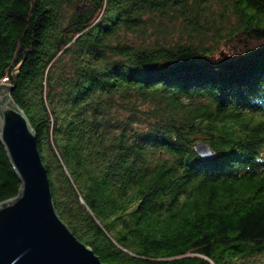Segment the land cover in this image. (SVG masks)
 Returning <instances> with one entry per match:
<instances>
[{
	"label": "trees",
	"instance_id": "16d2710c",
	"mask_svg": "<svg viewBox=\"0 0 264 264\" xmlns=\"http://www.w3.org/2000/svg\"><path fill=\"white\" fill-rule=\"evenodd\" d=\"M0 82L103 263L259 264L264 0H0ZM19 189L0 143V204Z\"/></svg>",
	"mask_w": 264,
	"mask_h": 264
},
{
	"label": "water",
	"instance_id": "95a60500",
	"mask_svg": "<svg viewBox=\"0 0 264 264\" xmlns=\"http://www.w3.org/2000/svg\"><path fill=\"white\" fill-rule=\"evenodd\" d=\"M0 82V143L20 182L16 198L0 204V264H106L59 217L34 130ZM202 160L215 159L197 142Z\"/></svg>",
	"mask_w": 264,
	"mask_h": 264
},
{
	"label": "rangeland",
	"instance_id": "374dc122",
	"mask_svg": "<svg viewBox=\"0 0 264 264\" xmlns=\"http://www.w3.org/2000/svg\"><path fill=\"white\" fill-rule=\"evenodd\" d=\"M169 24H170V22H169ZM179 25L180 24H177L174 27L169 26V28L167 29L166 34H165L166 37L161 36V37H156L154 39L162 40V42H164V43L171 42L173 40H179V37H182V34H179L180 33V31H179L180 26ZM147 42H151V40L148 39ZM259 264H264V255H263V257L259 258Z\"/></svg>",
	"mask_w": 264,
	"mask_h": 264
},
{
	"label": "built area",
	"instance_id": "2783aa9c",
	"mask_svg": "<svg viewBox=\"0 0 264 264\" xmlns=\"http://www.w3.org/2000/svg\"><path fill=\"white\" fill-rule=\"evenodd\" d=\"M6 79H4L3 81H5Z\"/></svg>",
	"mask_w": 264,
	"mask_h": 264
}]
</instances>
